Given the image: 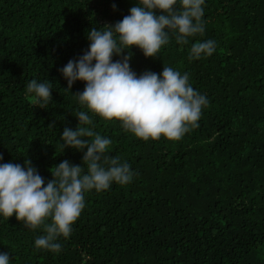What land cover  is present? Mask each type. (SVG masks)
<instances>
[{"label":"trees","instance_id":"obj_1","mask_svg":"<svg viewBox=\"0 0 264 264\" xmlns=\"http://www.w3.org/2000/svg\"><path fill=\"white\" fill-rule=\"evenodd\" d=\"M137 3L0 0V164L30 159L44 186L63 160L82 166L87 149L63 150L60 136L87 111L74 96L85 82L66 91L59 69L88 50L93 27L121 21ZM203 8L205 31L187 45L170 33L157 57L137 47L124 52L137 76L164 66L189 74L208 100L198 127L179 140L145 141L89 112L88 127L112 141L106 154L136 175L86 192L59 252L35 247L42 228L0 215V253L9 264H264V0H205ZM210 39L213 54L189 60L191 45ZM33 79L52 82L46 109L25 94Z\"/></svg>","mask_w":264,"mask_h":264},{"label":"clouds","instance_id":"obj_2","mask_svg":"<svg viewBox=\"0 0 264 264\" xmlns=\"http://www.w3.org/2000/svg\"><path fill=\"white\" fill-rule=\"evenodd\" d=\"M204 2L179 0L178 10L177 0H138L121 21L99 30L93 27L87 33L88 50L59 69L67 81L64 90L71 92L75 82H85L84 90L74 96L87 111L76 113V130L65 127L60 136L63 150L87 149L82 166L63 160L50 169L53 179L44 186V178L30 159L24 160L23 166L0 164V215H15L17 221L32 230L42 228L45 235L36 238L37 249L61 251L58 239L71 235L72 225L85 208L86 192L105 191L113 183L126 185L136 175L119 156L106 154L112 141L88 127L93 124L89 112L105 121L121 122L125 131L145 141L161 136L179 140L198 127L208 100L189 84V74L164 66L159 74L145 71L137 76L130 68L132 53L124 52L137 47L146 58L157 57L162 46L169 43L170 33L175 35L177 44L187 45L190 37L205 31ZM215 47L216 42L211 39L196 41L188 58L211 56ZM114 55L120 59L113 61ZM51 93V81L33 79L25 94H31L34 104L46 109ZM9 260L8 253H0V264H9Z\"/></svg>","mask_w":264,"mask_h":264}]
</instances>
